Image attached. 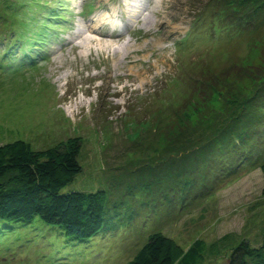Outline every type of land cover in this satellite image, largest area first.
<instances>
[{
    "label": "rangeland",
    "instance_id": "obj_1",
    "mask_svg": "<svg viewBox=\"0 0 264 264\" xmlns=\"http://www.w3.org/2000/svg\"><path fill=\"white\" fill-rule=\"evenodd\" d=\"M114 23L128 28L119 40L89 31ZM41 27L45 41H11ZM20 47L35 58L4 57ZM234 122L237 137L212 151ZM262 136L264 0H0V145L78 142L83 170L62 193L103 190L114 226L80 246L53 226L22 228L0 238V264H128L155 233L176 263L200 238L201 264H228L240 241L262 242ZM244 150L253 164L204 193L196 173Z\"/></svg>",
    "mask_w": 264,
    "mask_h": 264
},
{
    "label": "trees",
    "instance_id": "obj_2",
    "mask_svg": "<svg viewBox=\"0 0 264 264\" xmlns=\"http://www.w3.org/2000/svg\"><path fill=\"white\" fill-rule=\"evenodd\" d=\"M54 12H57L56 9ZM47 16L51 18V14ZM55 18L56 15L53 19ZM31 28L32 26L29 29ZM45 30L42 27L37 28L33 36L29 32L25 34L27 36L12 40L27 45L36 40L40 43L45 41L41 39ZM236 126L239 127L234 122V127L213 136L212 151L218 145L232 143L238 133ZM242 130L244 133V129ZM234 135V138L221 142ZM252 138H242L243 143H250ZM260 141L264 142L263 136ZM259 146L257 148L261 156H253L256 150H244L246 152L239 153L233 166L227 164L229 158L211 159L206 172L196 173L198 178H202V185L206 183L204 193L209 192V185L224 181L247 165L253 164V158L256 163L260 159L264 160V146ZM80 152L81 146L78 142L47 151H33L29 143L21 140L0 145V238L6 234H16L22 228L40 226L42 223L58 228L65 235L68 244L80 246L113 230L111 219L107 218L103 190L62 193V189L83 170L79 162ZM260 165L264 174V162ZM184 184L189 185L190 180H186ZM173 248L169 237L164 233H155L128 264H201L206 256V242L200 238L189 246L177 263ZM228 264H264V232L259 245H253L247 239L235 245L231 249Z\"/></svg>",
    "mask_w": 264,
    "mask_h": 264
},
{
    "label": "bare ground",
    "instance_id": "obj_3",
    "mask_svg": "<svg viewBox=\"0 0 264 264\" xmlns=\"http://www.w3.org/2000/svg\"><path fill=\"white\" fill-rule=\"evenodd\" d=\"M93 27H97V30L99 29V26H93ZM97 30H96V31L90 30V32H92V31H93V32H95V33H98V34H99V32H98ZM108 36H109V35H108Z\"/></svg>",
    "mask_w": 264,
    "mask_h": 264
}]
</instances>
